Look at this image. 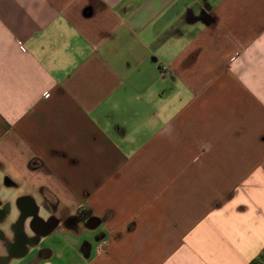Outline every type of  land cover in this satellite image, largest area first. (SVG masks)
Returning <instances> with one entry per match:
<instances>
[{
  "label": "crops",
  "instance_id": "crops-1",
  "mask_svg": "<svg viewBox=\"0 0 264 264\" xmlns=\"http://www.w3.org/2000/svg\"><path fill=\"white\" fill-rule=\"evenodd\" d=\"M0 264H264V0H0Z\"/></svg>",
  "mask_w": 264,
  "mask_h": 264
},
{
  "label": "flooded vegetation",
  "instance_id": "flooded-vegetation-1",
  "mask_svg": "<svg viewBox=\"0 0 264 264\" xmlns=\"http://www.w3.org/2000/svg\"><path fill=\"white\" fill-rule=\"evenodd\" d=\"M94 219H90L89 220V223L93 222ZM20 227H21V222L20 221H17L15 225H13V231L16 232V243L15 245L12 246L13 250H16L18 248V245L20 242H23V243H27V244H33L34 243V239H30V240H27V239H22L20 238Z\"/></svg>",
  "mask_w": 264,
  "mask_h": 264
},
{
  "label": "built area",
  "instance_id": "built-area-1",
  "mask_svg": "<svg viewBox=\"0 0 264 264\" xmlns=\"http://www.w3.org/2000/svg\"><path fill=\"white\" fill-rule=\"evenodd\" d=\"M20 47H21V46H20ZM21 48H22V47H21ZM22 49H23V48H22ZM44 97L46 98V97H48V95H45Z\"/></svg>",
  "mask_w": 264,
  "mask_h": 264
},
{
  "label": "rangeland",
  "instance_id": "rangeland-1",
  "mask_svg": "<svg viewBox=\"0 0 264 264\" xmlns=\"http://www.w3.org/2000/svg\"><path fill=\"white\" fill-rule=\"evenodd\" d=\"M2 182H3V180H2Z\"/></svg>",
  "mask_w": 264,
  "mask_h": 264
}]
</instances>
